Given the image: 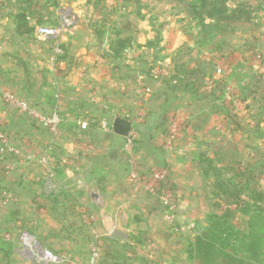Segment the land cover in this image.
I'll return each mask as SVG.
<instances>
[{"label":"crops","instance_id":"obj_1","mask_svg":"<svg viewBox=\"0 0 264 264\" xmlns=\"http://www.w3.org/2000/svg\"><path fill=\"white\" fill-rule=\"evenodd\" d=\"M85 1L84 6L78 4L71 7L77 15L76 30H73V35L65 34L62 41L73 61L60 60L54 81L50 77L48 68L50 55L48 56L43 49L29 51L27 60L19 55L29 44L17 34L15 12L11 9V14L5 17L0 27V31L5 34L0 39V57L11 56V89L16 96L32 104L33 92L37 93L41 106L49 103L52 95L50 90H54L55 99L58 93L61 94L60 99L56 100L60 113H66V117L84 112L92 114L98 122L106 120L111 128L116 118H122L130 122L131 130L137 135V139L133 146H127L126 138L117 136L113 130L106 132L98 125H92L88 131L84 132L77 122L70 123L65 120L60 136L51 149L53 158L50 156L49 162L54 177H63L64 182L53 185L51 200H44V195L46 196L48 192L46 169L40 167L41 169L37 170L36 165L26 168L28 181L23 180L21 183L7 170V164L0 163L2 173L0 175L5 178V174H8L12 179L10 183L5 184L3 180L0 187L7 185L4 190L13 194H18L20 190L36 192L37 197L34 194L33 199L29 198L31 201H27L26 198L25 201L29 203L26 205L28 208L39 210L42 222L52 219L54 209L59 222H69L73 226L75 223L77 225L79 220L86 223L88 220L82 210L90 211L97 208L99 216L95 217V222H99L104 228L102 229L110 235L114 232L119 233L121 230L119 224L121 222L127 224L133 210L148 215L161 210L158 198L145 192L142 186L130 182L127 162L131 155L136 158L140 170L148 175L163 168L169 169V183L178 197V210L180 209L181 203L185 201L181 192L187 191L188 185H191V183L181 182V179L185 180L186 165L190 166L191 159L194 165L191 164L193 168L189 172L190 177L196 179L199 174V163H194L198 160L197 147L201 146L197 140H202L200 137L205 131L208 141L215 140L214 146L218 147L222 135V131L218 129L222 128L226 132L229 128L225 123L226 120L216 125L215 122L212 125L205 124L203 118L212 117V107H204L206 103L204 100L197 99L192 102L194 76L200 74L198 79L206 80L205 86H208L212 82L208 79L209 76L213 75L220 79L224 76L226 69L223 67V74L218 75L217 66L210 62L212 55L202 51L195 42L175 29V22L172 19L182 18L185 10V4L183 10L180 8L179 0H138L136 5L131 6L124 5L122 0H116L119 11L127 14L129 22L133 24V30L124 31L120 37L131 39L133 48L126 49L122 59L115 62L108 57V54L110 42L116 38V35L108 30L103 37L99 38L94 31L96 25L93 24L100 19L104 20L99 9L107 5L108 0ZM143 1L148 7L146 11L143 8ZM230 6L234 7V4ZM108 11H112L109 6ZM159 14L165 15L167 18L165 21L169 24L164 27L165 29L160 30L159 39L156 40L152 19ZM111 16L107 18L109 22H112L116 15L111 14ZM28 22L31 25L34 24L31 17H28ZM105 26L108 29L109 24ZM79 33L83 35L81 39H77ZM6 34L9 35V39L5 38ZM8 47L11 48V54L7 53ZM180 53L185 58L183 62L177 59ZM101 54H107V59L105 62L97 63L96 57ZM16 60H19L23 66H27L28 71L14 67L12 63ZM23 61H28L30 66L27 62L23 64ZM218 61L223 60L217 57L215 63L217 64ZM116 65L118 68L115 67ZM33 67L37 69V76L41 81L37 82L38 91L35 90V83L28 82L31 79L30 70ZM175 70L179 71L176 73H179L177 78H173ZM185 76H187L188 85L181 82L183 80L181 77ZM1 77L2 75H0V84L10 81ZM146 87L151 88L150 95L142 94ZM231 87L228 91L226 88V93L234 90V87ZM33 88L35 89L32 90ZM203 91L207 92L204 89ZM94 96L98 101L96 105L91 103ZM103 106L107 109H102ZM244 107L232 108L231 118H226L229 125L231 121L234 122L232 118L234 113L237 118L243 115ZM4 109H0V117H2L0 131H6L5 134L11 138L14 145L23 148L26 146L27 150L36 145L40 152L49 150L48 133L45 130L27 119L19 118L14 113L15 110L11 109V113H5ZM176 113L186 115L188 122L175 144L168 146V121ZM194 134L197 136H193ZM214 134L220 136L214 139ZM226 156L229 155L226 154ZM24 162L26 165L31 164L27 160L19 163ZM19 166L21 165H18V168ZM11 169L15 171V167L11 166ZM71 179H75V182L68 185L65 181L72 182ZM79 183L81 186L78 185ZM38 186L39 192L36 191ZM83 186L88 188L83 189ZM81 192L84 195L79 199L78 193ZM74 194L77 197H74ZM61 215H63L62 218ZM111 224L114 228L109 231ZM59 232L60 230L57 233L60 234Z\"/></svg>","mask_w":264,"mask_h":264},{"label":"rangeland","instance_id":"obj_2","mask_svg":"<svg viewBox=\"0 0 264 264\" xmlns=\"http://www.w3.org/2000/svg\"><path fill=\"white\" fill-rule=\"evenodd\" d=\"M15 2L16 1L13 2L12 0L0 1V27L2 26L5 17H7L9 13L11 14V9L15 12L14 15L20 14L23 9L30 12V14L28 12V17L33 19L34 24H29L34 30L30 36L23 37V40L28 42L29 45L26 46L25 51L20 50L24 54H19L20 56H24L26 60L29 51H39V49H43L48 56L50 55L51 60L52 48L50 45H42L38 42V39L36 38L37 29L39 27H59L62 22V10L70 9L71 12H73L72 14L76 16L77 20V15L72 8L78 4H80L79 6H84L86 3L85 0H35L34 5H32L33 7L28 9V7H22V5ZM229 2L232 5H236L237 2H247L248 6H252L253 8L261 4L263 7L253 11L254 17L253 23L251 24H241L234 28L230 25H224L228 34L220 40H226L228 44L235 46L236 50H239V52H237L238 54H236L229 63L223 60L225 63H222V67L226 70L221 79L215 77L217 81L214 80L209 83L210 85L205 86L206 80H199L198 78H200V74L197 75L194 73L196 76H194V85L192 88L193 90L191 91L193 92V95H191L192 102H195L197 99L204 100L206 101L204 107H212V117L203 118L205 119V124L212 125V123L215 122L216 125L218 122H222V120L225 122L226 120L225 123L229 128L226 132L222 128L218 129L220 132L222 131L220 137L221 141L218 142V147L214 146L215 140H213V142L212 140L210 142L208 141L205 131L203 136L200 137L202 140H197L201 146L197 147L198 152L196 158H198V160L194 163H199L200 165V167L198 165L199 174L196 179L190 177L191 174H189V172H191L193 168L192 166L194 165L192 162L193 159H191L189 161L190 166L186 165L187 173L185 175V180L181 179V182L191 183V185H188L187 191L181 192L183 197H185V201L181 203L174 222L170 223L167 221L161 205V210L152 215L133 210L129 216L130 221L127 224L123 222L119 224V228L121 229L119 233L114 232L110 235L105 232L106 230H103L104 228L103 226L101 227L99 222H95V217H97V215L99 216L97 208L91 209L90 211H87V209L82 210L84 211L82 212L83 215L88 220L86 223L79 219H77L79 220L77 225L76 223H73L74 226L69 222H59L57 219V212L54 209L52 210V219L47 222H42L39 210L30 209L26 206L29 204L27 201H31L29 198L33 199V195L36 192H24L23 190H20L18 194H13L12 192L4 190V187H7V185H4L0 187V264H54L44 263L42 261L39 262V257H33V254H31L30 251L31 249L27 246L28 242L30 244L38 243L41 248L49 250L59 259V262L55 264H101L106 262L108 264H119L123 262H125V264H199L197 260L193 261L192 259H189L188 251L192 245V240L194 241L196 236H200L209 230L213 220H215L214 218L224 214V211L227 208H231L232 210H235L236 208L235 205L228 206L215 195L214 172L209 171L208 175H205L207 165L206 163H203L202 167L199 162V156L202 154L207 158L212 159L214 167L221 169L226 175L234 177L233 173L227 169L230 163H228L229 158L224 157V153H226L231 159L239 161L242 167L252 170V174L257 177L256 184L258 189L264 192V0H229ZM12 3L15 4L12 5ZM179 3L180 8L183 10V4L180 0ZM107 5L112 10L109 12L116 15L114 16L115 18L112 23L117 24L119 28L124 27L127 31H132L133 24L129 22L127 14L119 11L118 1L108 0ZM143 8L145 11L148 8L144 1ZM161 17L164 21L163 19L161 20ZM166 19L165 15L160 14L158 16L155 15L152 19L153 27L156 31V40L157 38L159 39L158 35L160 30L165 29L164 27L169 24L165 21ZM172 21L175 22L176 30L183 34L186 33V35L190 36L188 38L196 43L197 47L201 48L202 51L207 52L209 55L212 54L209 50L210 46L203 44L206 38L204 37V34H202L200 24L197 20H191L185 10L182 18H174ZM102 23L103 20L100 19L98 26L101 27ZM75 30L76 29H74V31ZM71 32L65 34L73 35L74 32ZM3 35H5L3 34V31H0V39H2L1 37ZM82 36V33H79L77 39H81ZM97 36L99 37L98 34ZM5 38L9 39V35L6 34ZM61 40H58V42ZM8 52L11 54V48L9 47L7 49V53ZM177 59L180 62L185 61V58L181 56V53L177 55ZM25 62H27L28 65L30 64L28 61H23V64ZM12 64L16 68L24 69V71L25 69H27V71L29 69L27 66H23L19 60H16ZM218 64L219 63H214L213 65L217 66ZM48 68L51 74L50 77L52 78V81H54L56 75L52 71V66L49 65ZM37 72L38 71L35 67L31 68V79L28 81L29 83L36 84V89H32H35L36 91H38L37 82H41L37 76ZM0 75H2V79L10 80L0 84V109L5 108V113H11L13 107L3 100L1 93L2 91L14 92V90L11 89L10 55L0 57ZM183 78L184 77H181V79ZM186 81L187 79L185 82ZM231 86L234 87V90L229 92L231 94L226 93V88L228 91V88H232ZM203 89L207 90V92H204ZM53 92L54 90H50V94H52L51 99L49 103L44 106H41L42 103L38 102L37 93L35 94V92H33V104L31 103V105L41 107L46 113L52 112L55 108L59 110L58 101L56 100L58 98L56 97L55 99ZM230 101L234 102V107L239 106L242 108L245 106L243 115L238 116V118L235 117V120H233L234 122L231 121V125H229L230 123L228 124L226 119L231 118L230 113L233 104H231ZM63 108H65V105H63ZM13 110H15L14 113L18 115L19 118H23L24 120L27 119L26 117L21 116L16 108ZM79 113L72 114L71 117H66V113H63L64 115L61 114L64 122L66 120V122L78 123L85 114L84 112ZM177 116L187 118L186 115L184 116L180 113L174 114V117ZM0 118L2 120V117ZM3 132L5 133L6 131ZM193 136L197 135L194 134ZM216 136L218 137L220 135L214 134L213 138L215 139ZM58 137L53 143L48 141V147H50L49 154H51V157V149L53 148L54 143L57 142ZM209 138H211V136ZM35 147L29 148V150L26 149V146L25 148L22 147L26 154L36 156L34 160L31 161V164L26 165V162L19 163L22 160L12 162L11 157L7 158L4 162H0L4 165L7 164V170L12 173L14 178H17V181H21V183L23 180L28 181V169H26L28 166L36 165L38 167L37 170H39L40 167L43 169L46 167L40 163V158L45 150L40 152L36 145ZM18 165L21 166L18 168ZM11 166L15 167V171L11 169ZM231 166H234V164H231ZM46 172L45 179L46 181H50V185L46 187L48 192L46 196L44 195V200L50 201V195L54 189L53 185H60L64 182V179L63 177L56 178L54 177V174L52 177H49L47 169ZM1 175L0 184H2L1 182L3 180L5 181L4 184L12 181L8 174H5V178ZM71 180L73 181L71 182L68 180L65 182L68 185H72V183L75 182V179ZM245 180L246 179L243 178V182ZM78 185L81 186V183ZM181 187L183 186L181 185ZM82 188L86 189L88 187L83 186ZM36 189L37 192L40 191L39 186ZM78 195L80 199L84 194L81 192L78 193ZM35 196L37 197L38 194H35ZM250 196L251 195L246 194L247 200L253 203L250 200ZM68 197L70 196L68 195ZM74 197L77 196L74 194ZM25 198L28 200L25 201ZM262 204H264V201ZM60 217L62 218L63 215ZM246 220H248V216L236 212L234 218L231 220L234 228H232V231L229 230L227 235H231L232 232L234 236H237L236 234L244 229ZM109 227V231L114 228L112 224ZM115 228L117 229L118 227L115 225ZM58 230H60V234L57 233ZM106 249H110L109 252L113 257L110 260H108L107 257H104V250ZM239 256L252 264H264V250L258 257L252 253H242L239 254ZM220 262L226 263V261L223 260ZM220 262L219 264H221Z\"/></svg>","mask_w":264,"mask_h":264},{"label":"trees","instance_id":"obj_3","mask_svg":"<svg viewBox=\"0 0 264 264\" xmlns=\"http://www.w3.org/2000/svg\"><path fill=\"white\" fill-rule=\"evenodd\" d=\"M122 1L124 5L131 6L136 5L138 0ZM180 1L183 5L189 3L191 8L196 12L194 18H189L191 20H197L201 26L202 34H204L206 38L203 44L210 46L209 50L212 52V58L210 59L211 64L215 63L217 57L229 63L230 60L232 61L233 57L238 54L237 52H239V50H236L235 46H231L226 40H220L228 34L224 25H230L234 28L241 24H251L253 23L254 17L253 11L263 7L260 4L253 8L252 6H248L247 2H238L234 7H231L229 0ZM34 2L35 0H16L17 4L19 3L22 7H28V9L33 7L32 5H34ZM99 10L104 20L101 27L97 25L98 22L93 23L96 25L94 31L99 37H103L108 30L116 35V38L110 42V53L108 54V57L116 62L122 59V54L126 49L133 48V42L129 38L120 37L121 33L127 31L126 28H119L117 24L107 20V18L112 17V13L108 11L107 5L101 6ZM28 12L29 11H26V9H23L20 14L15 15L17 34L22 37L30 36L34 30L28 22ZM106 24H109L108 29L105 26ZM184 34L186 35V33ZM186 36L190 37L189 35ZM62 46L66 54L60 57V60L72 62L73 59L67 53L68 50L64 45ZM154 46L156 47L157 45L155 44ZM105 55L107 56V54ZM115 67H117V65ZM177 72L179 71H174L175 74H173V78L178 77L179 73L176 74ZM208 79L217 81L213 75L209 76ZM185 80L186 76L181 82L188 85V81L185 82ZM230 102L234 107V102ZM235 117L236 114L234 113L232 118L235 120ZM224 157L229 158L228 163H230V165L227 169L233 173L234 177L228 176L226 173H223L221 169L214 167L212 159L207 158L203 154L199 156V162L201 166L203 163H206V176L209 171L214 172L215 195L228 206L235 205L236 208L235 210L227 208L224 214L214 218L215 220H213L209 230L200 236H196L194 241L192 240V245L188 251L189 259L193 261L197 260L199 264H219L221 260L226 261V263L220 262L221 264H252L240 258L239 254L252 253L258 257L264 250V204H262L264 201V192L258 189L256 184L257 177L252 174V170L242 167L239 161L233 160L229 156L224 155ZM231 164H234V166H231ZM243 178L246 179L244 182ZM167 184L169 183L167 182L166 185ZM246 194L251 195L250 200L253 203L247 200ZM236 212L248 216V220L245 221L244 229L238 232V234H236L237 236H234L231 232L232 228H234L231 220L234 218ZM229 230H231V235H227ZM109 250L110 249L104 250V257H107L108 260L113 258ZM119 264H125V262Z\"/></svg>","mask_w":264,"mask_h":264},{"label":"built area","instance_id":"obj_4","mask_svg":"<svg viewBox=\"0 0 264 264\" xmlns=\"http://www.w3.org/2000/svg\"><path fill=\"white\" fill-rule=\"evenodd\" d=\"M1 1V0H0ZM70 9L62 10L61 17L62 22L61 25L57 28L52 27H39L36 32V38L38 42L42 45H50L52 48V57L50 60V65L52 66V71L56 75L58 64L60 63V57L66 54L63 45V36L65 33H70L76 28V16L72 14ZM58 40H61L58 42ZM107 59L106 55H98L96 57L97 63L105 62ZM223 61H218L216 73L218 75L223 74ZM2 98L5 102L16 108L20 112L21 116L26 117L31 122L35 123L43 130L48 133L49 141L51 143L59 136L61 126L63 124V117L60 111L55 108L52 112L46 113L41 107H35L31 105L27 100L21 99L16 96L14 92L10 91H2ZM152 90L149 87H146L143 90V95H150ZM61 94H57V98L60 99ZM97 100L94 98L91 99V103L97 104ZM106 110L105 106L101 107ZM187 118H181L179 116H172L168 121L167 127V145L172 146L178 140V137L183 129V126L188 121ZM80 129L84 132L88 131L92 125H98L99 128L106 132H110L112 130L111 126L107 123L106 120L97 121L92 114H84L80 121L78 122ZM10 137L5 134L3 131H0V161L4 162L7 158L11 157V161L15 162L18 160H27L32 161L36 156L26 154L25 150L22 147H18L14 145V143L10 142ZM137 139V135L131 130L129 136L126 138L127 146H133ZM50 154L49 150L46 149L41 158L40 163L48 170L49 177L53 176V170L50 165ZM129 169V180L131 183L138 184L143 187L144 191L148 194L156 197L160 201V205L165 212V216L167 221L170 223L174 222L176 213L178 211V197L170 187L169 179L170 172L168 168H163L157 171H154L151 174H146L142 172L139 168V165L136 161V158L131 155L130 159L127 162ZM169 183L166 185V183ZM48 186L50 185V181H47ZM28 235V234H26ZM28 239V238H27ZM29 240V239H28ZM31 242V241H30ZM27 246L31 249V254L33 257H39V262L44 263H58L59 259L54 256L49 250L41 248L38 243L30 244L27 243ZM39 249V250H37ZM37 250V251H36Z\"/></svg>","mask_w":264,"mask_h":264},{"label":"water","instance_id":"obj_5","mask_svg":"<svg viewBox=\"0 0 264 264\" xmlns=\"http://www.w3.org/2000/svg\"><path fill=\"white\" fill-rule=\"evenodd\" d=\"M185 10L190 18L196 16V12L189 4H185ZM113 133L122 138H127L131 132V124L122 118H116L112 125Z\"/></svg>","mask_w":264,"mask_h":264}]
</instances>
